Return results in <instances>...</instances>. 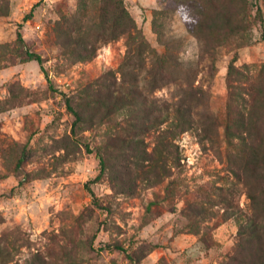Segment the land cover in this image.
<instances>
[{"label": "rangeland", "instance_id": "374dc122", "mask_svg": "<svg viewBox=\"0 0 264 264\" xmlns=\"http://www.w3.org/2000/svg\"><path fill=\"white\" fill-rule=\"evenodd\" d=\"M219 1L244 21L239 32L249 43L223 47L212 64L187 27L185 18L195 16L192 4L179 0H0V45L18 51L0 58V252L4 247L10 252L2 251L0 261L28 264L36 251L46 255L47 264H222L228 259L237 228L232 218H224L221 205L212 207L214 217L201 222L197 232L184 213L206 192L234 184L221 123L227 105L242 102L234 95L236 85L264 83V0ZM117 3L148 45L141 56L128 52L124 35L111 38ZM255 3L262 23L254 17ZM117 26L122 29L123 21ZM17 32L22 44L15 42ZM80 37L96 48L88 59L69 53L71 39ZM24 50L39 54L41 64L23 61ZM128 57L138 66H127L126 84L134 75L149 97L170 104L191 81L198 86L192 91L196 109L215 115L220 125L214 147L202 148L192 132L181 133L176 140L180 164L172 175L151 187L138 179L134 190L117 188L121 173L111 168L100 173L96 151L105 137L122 134L118 124L87 122L76 139L74 117L62 96L80 95L108 71L118 79L119 65ZM152 75L164 86L149 93ZM129 155L109 158L110 164H130ZM247 202L244 194L236 198L241 208Z\"/></svg>", "mask_w": 264, "mask_h": 264}, {"label": "trees", "instance_id": "16d2710c", "mask_svg": "<svg viewBox=\"0 0 264 264\" xmlns=\"http://www.w3.org/2000/svg\"><path fill=\"white\" fill-rule=\"evenodd\" d=\"M179 2L192 4L195 16L185 18V21L190 32L201 41L202 55L210 58L212 64L223 47L249 43L245 32H239L245 30L244 21L221 6L222 1ZM254 7V17L262 23L261 9L257 3ZM120 21H123V27L119 30L117 25ZM152 24L154 32L160 36L156 27L157 20L153 19ZM112 25L111 38L124 35L128 52L137 57L146 51L148 45L141 30L120 3L114 6ZM262 37L264 38V31ZM240 38L243 40H239ZM81 40V37L71 39L72 42L68 44L69 53L77 60L88 59L96 51L89 41ZM15 42L23 43L19 32ZM13 52H18L15 46L0 45V58ZM131 58H125L120 63L118 79L108 71L106 77L86 84L78 96L62 93L66 109L74 117L72 136L76 137L81 130H86V127L81 126L87 122L96 125L118 124L122 134L105 137L102 141L104 149L97 150L96 156L100 173L105 168L121 173L122 178L117 188L127 186L128 190H134L138 179L151 187L172 175L173 169L180 164V150L176 140L181 133L192 132L202 148L214 147L218 143L220 126L215 115L196 109L193 101L196 94L192 91L198 90V86H192L191 81H186L185 88L189 89L170 104L166 101L158 103L156 97H149L138 86L134 75L129 79L130 83L126 84L127 66H138V63L132 65L135 61ZM21 59L35 60L39 64L42 62L39 54L28 50L21 52ZM231 71L235 75L238 73L233 67L230 68ZM149 86L148 92H155L164 86V82L162 78L152 75ZM236 88L239 91L234 95L240 97L242 102L228 104L221 123V136L230 149L225 160L234 184L228 189L216 187L215 190L218 191L206 192L202 199L185 209L184 216L197 232L201 222L214 217L216 212L212 207L221 205L224 218H232L237 228L232 253L222 264H264V83L256 87L239 84ZM130 132L135 133V136L126 135ZM146 137L149 138L148 142ZM149 144L150 149H147ZM85 147L87 151H91L88 144ZM128 153L130 164H110L112 161L109 158L128 159ZM241 194L248 200L244 208L236 203V198ZM9 243L12 244L13 241ZM23 245L26 243L22 242L21 246ZM4 248L2 251L9 254V250ZM9 261L10 259H3L0 264ZM28 264H47L46 255L36 251L29 258Z\"/></svg>", "mask_w": 264, "mask_h": 264}]
</instances>
